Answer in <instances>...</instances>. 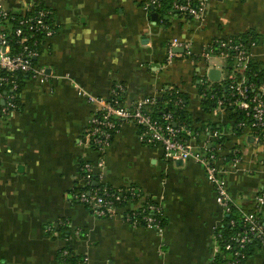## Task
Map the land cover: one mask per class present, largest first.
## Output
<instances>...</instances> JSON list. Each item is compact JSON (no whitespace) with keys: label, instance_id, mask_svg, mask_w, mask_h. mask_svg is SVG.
I'll use <instances>...</instances> for the list:
<instances>
[{"label":"crops","instance_id":"obj_1","mask_svg":"<svg viewBox=\"0 0 264 264\" xmlns=\"http://www.w3.org/2000/svg\"><path fill=\"white\" fill-rule=\"evenodd\" d=\"M30 1L52 9L57 33L45 40L39 57L51 78L26 77L19 109L0 115V264H72L60 259L66 248L85 258L78 264H211L215 228L225 214L205 169L193 160L167 159L161 145L141 141L133 123H123L107 148L102 182L133 185L142 201L158 203L163 231L125 220L141 202L102 218L74 199L81 165L99 158L87 137L96 106L79 87L109 98L120 84L128 107L163 88H179L192 127L187 139L217 149L234 202L251 208L264 192V141L249 128L238 130L225 111L205 101L203 81L208 79V88L214 81L208 76L211 60L200 55L214 39L245 36L256 43L252 61L264 67V0H207L202 20L172 9L159 12L147 0H4L14 9ZM175 38L193 54L166 63ZM221 135L223 149L216 142ZM245 264H264V249Z\"/></svg>","mask_w":264,"mask_h":264},{"label":"built area","instance_id":"obj_2","mask_svg":"<svg viewBox=\"0 0 264 264\" xmlns=\"http://www.w3.org/2000/svg\"><path fill=\"white\" fill-rule=\"evenodd\" d=\"M147 1L153 7L160 5L159 0ZM206 7L207 0H177L172 11L202 20ZM56 33L53 11L41 2L30 1L20 9H14L5 5L4 0H0L1 116L12 115L19 109L20 90L26 77L40 81L51 78L47 68L39 64V57L45 40ZM255 44L253 40L245 43L240 37L214 39L202 51L200 58L210 63L211 59L218 57L226 63L231 57L235 65V74L233 72L232 75L234 76L247 69L252 62L250 46ZM175 47H183L184 52H175ZM192 54L189 44L175 38L169 43L166 63H171L175 58L183 55ZM223 78L224 75L221 76V79ZM204 83L208 84V79L203 81ZM228 87L229 97L226 100L212 96L215 100L216 111L224 112L226 103L236 106L249 118V123L240 122L238 125L249 128L256 140L264 141V81L257 84L243 75L240 79H234ZM79 92L96 106L89 119L87 137L90 146L98 152L99 158L96 163L84 162L81 165L82 185L74 193L76 201L87 205L96 216L104 218L116 214L117 209L121 207L119 203L126 200L134 201L133 199L140 197L141 191L133 185L113 188L102 182V170L105 167L104 155L107 148L123 123H133L141 129L139 134L141 141L161 145L167 159L172 161L193 160L203 166L215 190L216 201L224 211V218L234 209L239 213L245 228L242 232L232 235L227 241V249L236 247L235 258L226 262L227 264H241V260H247L241 250L255 239L264 249V222L257 212L246 211L234 202L217 164L219 159L217 149L206 145L199 148L193 146L187 138L182 136L184 132L187 133L188 129L184 125L178 126L171 112H163L160 117L154 116L152 107L157 104L158 95L145 97L138 100L132 107H128L123 103V86L120 84L115 86L109 98L95 96L80 87ZM173 103L181 105L182 99L174 100ZM239 159L238 155L235 156L234 163H238ZM96 168L100 169L98 173L95 172ZM255 201L261 209L264 206V194L257 195ZM162 215L161 206L153 200V202L143 204L141 208L136 207L127 211L124 218L133 226H150L162 232L164 229ZM235 223V219H232L231 224ZM219 229V226L215 228L217 247L211 264H215L214 260L220 252L219 239L222 235ZM62 253L68 256L70 251L64 249Z\"/></svg>","mask_w":264,"mask_h":264},{"label":"trees","instance_id":"obj_3","mask_svg":"<svg viewBox=\"0 0 264 264\" xmlns=\"http://www.w3.org/2000/svg\"><path fill=\"white\" fill-rule=\"evenodd\" d=\"M175 1L177 0H159L160 5L156 6V8L159 12L171 10L173 9V5ZM193 1H196V0H193ZM240 38L245 43L249 42L248 38H246L245 36H242ZM225 68H226V71H225L226 73H225L224 78L221 79V81L213 82L211 88H208L207 83L202 84L201 92H204V91L207 92L205 96V101L210 103L209 105L215 106V100L212 98V96L214 95L216 97H220L226 100L229 97L228 85L234 79H240L243 75H246L250 81H255L257 84H260V82L264 81V67H262L257 62L252 61L247 67V69H245L241 73H236L237 75L232 76L235 70V65H234V60L230 57L226 61ZM180 98L182 99L181 105H175L173 101L180 99ZM157 100H158L157 104L152 107V113L154 116L160 117L163 112L169 111L173 114L174 122H176L178 126L184 125L186 126L187 129H190V130L192 129L190 122L187 119L188 114L185 109L187 105V96L179 88H175V87L174 88H163L161 93L158 95ZM224 111L227 114V117L229 119L235 120L237 124L240 122H245L246 124L249 123V118L245 115V113L239 110L234 105H230L226 103ZM242 129H244V127H240L238 125V130H242ZM182 136L187 138V133L184 132ZM216 142H217V145H219L222 149L224 148L225 146L224 136L221 135V137L216 139ZM237 155L234 154L232 157H235ZM96 179H97V176H96ZM99 185L100 184L98 183V186ZM110 186L115 188V186H112V185ZM261 194H264V192H262ZM143 197L144 195L141 191L139 198L133 199L134 201H131V200L123 201L119 203V205L122 206V205H127L130 203H135L138 205V203L141 202L140 203L141 205H138V208H141L143 204H146L147 202H153V199L146 198V197L142 201ZM244 209L249 212H257V214L261 217L262 221L264 222V206L261 209H259L255 200L251 208H244ZM161 219L163 221V224L165 225L164 214L161 216ZM232 219H235L236 221L235 224H231ZM244 228H245L244 224L242 220L240 219V215L236 211V209H234L228 216L226 215L225 222L221 225L219 229L222 237L219 239L220 252L217 254L214 260L215 264H227L226 262L235 258L234 253H235L236 247H234L233 249H227L226 243L232 235L238 232H242ZM257 248H261V245H260V242L255 239L249 242L246 245V247H244L241 250V252L246 255V258H248L250 255H252L253 252H255ZM59 254H60V259L63 263L78 264L85 260L84 257L77 255L71 250L68 256H64L62 251ZM245 262H246V259L241 260V264H245Z\"/></svg>","mask_w":264,"mask_h":264},{"label":"water","instance_id":"obj_4","mask_svg":"<svg viewBox=\"0 0 264 264\" xmlns=\"http://www.w3.org/2000/svg\"><path fill=\"white\" fill-rule=\"evenodd\" d=\"M158 17H159V13L158 12H154L152 14V19L154 21H157ZM174 51L178 52V53H183L184 52V48L183 47H175ZM208 76H209L210 80H212L214 82H217V81H219L221 79L222 72H221L220 69L212 68V69L209 70ZM180 162H182V159H180Z\"/></svg>","mask_w":264,"mask_h":264},{"label":"rangeland","instance_id":"obj_5","mask_svg":"<svg viewBox=\"0 0 264 264\" xmlns=\"http://www.w3.org/2000/svg\"><path fill=\"white\" fill-rule=\"evenodd\" d=\"M211 67L212 68H216V69H222V71H224V76H225V71H226V68H225V65H224V62L221 61V60H218V59H211ZM68 249V248H66ZM70 251V249H68ZM63 251V250H62Z\"/></svg>","mask_w":264,"mask_h":264}]
</instances>
